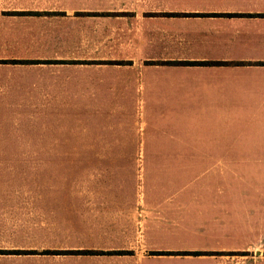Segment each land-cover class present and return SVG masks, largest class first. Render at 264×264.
Wrapping results in <instances>:
<instances>
[{"label":"crops","instance_id":"crops-1","mask_svg":"<svg viewBox=\"0 0 264 264\" xmlns=\"http://www.w3.org/2000/svg\"><path fill=\"white\" fill-rule=\"evenodd\" d=\"M146 70L181 71L165 102L193 114L190 124H245L234 142L249 167L238 175L250 189L239 212L206 202L216 229L203 249H182L148 236L162 207L86 200L68 170L38 171L30 152L21 168H1L11 160L0 151V264H264V0H0V131L36 124L52 96L37 82L78 96L90 76L130 82ZM226 214L245 219L240 245L228 243Z\"/></svg>","mask_w":264,"mask_h":264},{"label":"rangeland","instance_id":"rangeland-1","mask_svg":"<svg viewBox=\"0 0 264 264\" xmlns=\"http://www.w3.org/2000/svg\"><path fill=\"white\" fill-rule=\"evenodd\" d=\"M180 73L146 70L130 82L107 75L97 84L90 76L78 96L71 85L62 90L59 82H37V89L46 87L52 96L38 103L36 124L3 125L0 151L11 165L1 168H21L29 163L22 153H36L38 171L68 170L70 186L83 183L86 200L162 207L160 231L150 232V239L203 249L214 218V211L205 218L206 207L222 200L235 213L250 190L246 174L238 176L249 168L246 160L240 164L244 151L234 143L245 124H190L193 114L170 112L172 103L165 100ZM91 74L99 71H86ZM125 82L127 94L121 89ZM223 218L229 245L242 244L248 233L243 215Z\"/></svg>","mask_w":264,"mask_h":264},{"label":"trees","instance_id":"trees-1","mask_svg":"<svg viewBox=\"0 0 264 264\" xmlns=\"http://www.w3.org/2000/svg\"><path fill=\"white\" fill-rule=\"evenodd\" d=\"M114 64L121 65V63H120V62H115ZM198 64H200V65H204V64H206V63H198ZM94 253H96V252H94ZM197 255H200V254H199V253H197Z\"/></svg>","mask_w":264,"mask_h":264}]
</instances>
